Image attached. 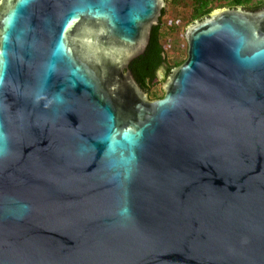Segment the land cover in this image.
I'll return each mask as SVG.
<instances>
[{
  "label": "water",
  "instance_id": "water-1",
  "mask_svg": "<svg viewBox=\"0 0 264 264\" xmlns=\"http://www.w3.org/2000/svg\"><path fill=\"white\" fill-rule=\"evenodd\" d=\"M164 6L0 0V264H264V7L187 24L152 99Z\"/></svg>",
  "mask_w": 264,
  "mask_h": 264
},
{
  "label": "trees",
  "instance_id": "trees-1",
  "mask_svg": "<svg viewBox=\"0 0 264 264\" xmlns=\"http://www.w3.org/2000/svg\"><path fill=\"white\" fill-rule=\"evenodd\" d=\"M214 1L166 0L158 23L151 29L144 52L129 63V68L136 81L148 93L149 97L159 98L163 95V91L157 87L158 70H163L162 80H165L170 69L179 65L186 58V42L183 50H176L175 54L168 45L171 39L183 37L179 24L182 23L185 27L190 22L207 15L215 8ZM220 6H242L254 10L264 6V0H228L226 5ZM183 41H185L184 38Z\"/></svg>",
  "mask_w": 264,
  "mask_h": 264
},
{
  "label": "rangeland",
  "instance_id": "rangeland-1",
  "mask_svg": "<svg viewBox=\"0 0 264 264\" xmlns=\"http://www.w3.org/2000/svg\"><path fill=\"white\" fill-rule=\"evenodd\" d=\"M228 0H215L214 1V6H215V8H217L218 6H220V5H226V2H227ZM165 5H166V0H165ZM225 7V6H224ZM179 29H180V32H182V34H183V31H184V26H183V24L182 23H180L179 24ZM183 38H184V36L182 37V36H180V37H177V38H175V39H171L170 41H169V47L171 48L170 50H173L174 52V54L176 53L175 51L177 50H183V48L185 47V42L186 41H183ZM185 40V39H184ZM187 45V44H186ZM162 78H163V70L162 69H159L158 70V72H157V79H156V82L158 83L157 84V87L160 89V90H162V84H163V82L165 81V80H162ZM158 92H160L159 90H158ZM151 98V97H150ZM152 99H154V98H152Z\"/></svg>",
  "mask_w": 264,
  "mask_h": 264
},
{
  "label": "flooded vegetation",
  "instance_id": "flooded-vegetation-1",
  "mask_svg": "<svg viewBox=\"0 0 264 264\" xmlns=\"http://www.w3.org/2000/svg\"><path fill=\"white\" fill-rule=\"evenodd\" d=\"M224 6H220V7H217V8H214L213 10H215V9H218V8H223ZM225 7H230V6H225ZM235 7H237V6H235ZM242 7V6H241ZM262 7H264V6H262ZM262 7H260V8H262ZM231 8V7H230ZM244 8V7H243ZM245 9H247V8H245ZM259 9V8H258ZM250 10H252V9H250ZM254 10H256V9H254ZM186 27V26H185ZM184 27V28H185Z\"/></svg>",
  "mask_w": 264,
  "mask_h": 264
}]
</instances>
